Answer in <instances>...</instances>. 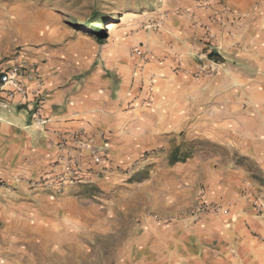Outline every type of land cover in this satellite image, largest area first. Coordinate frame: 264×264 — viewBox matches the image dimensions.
I'll use <instances>...</instances> for the list:
<instances>
[{"label":"rangeland","instance_id":"374dc122","mask_svg":"<svg viewBox=\"0 0 264 264\" xmlns=\"http://www.w3.org/2000/svg\"><path fill=\"white\" fill-rule=\"evenodd\" d=\"M69 44L96 57L86 80L125 70L123 112L141 151L117 161L93 147L92 161L61 159L55 175L0 172V264H264L251 223L252 243L227 253L186 232L230 213L204 186L189 196L191 165L214 157L248 170V210L264 218V0H0V71L42 82L38 55Z\"/></svg>","mask_w":264,"mask_h":264},{"label":"crops","instance_id":"0c3cea01","mask_svg":"<svg viewBox=\"0 0 264 264\" xmlns=\"http://www.w3.org/2000/svg\"><path fill=\"white\" fill-rule=\"evenodd\" d=\"M74 48L69 44L46 53V56L38 55L35 62L41 65L42 82L31 74L14 77V82L24 89L23 94L16 91L13 83L0 87V172L7 175H55L57 162L61 159L80 157L86 164L92 161L94 156L91 153L94 152L90 149L93 147L96 151L115 153L117 161L128 152L141 151L142 134L126 123L123 112L126 95L130 93L125 70L120 68L107 75L95 69L86 80L83 76L95 63L96 57L93 54L77 55ZM112 59L116 60L115 57ZM78 62H86V66H79ZM10 92H14L12 100L9 99ZM35 117L46 123L38 127ZM180 124L183 125L184 121ZM134 126L139 127L140 124L134 123ZM150 126L153 130L150 129L149 139L147 136L144 139L151 141L154 136L156 141L158 121L155 119ZM172 130L165 129L167 132ZM130 142L132 145L127 146ZM191 166L196 170L188 176L191 184L189 196L196 197L204 186L208 202L230 211L228 215L204 216L194 227H191L190 219L188 225L192 233L190 230L186 232L192 243L200 245L215 237L223 248L219 247L221 253H227L228 245L236 240L252 243L247 234L249 223L264 235V218H258L248 210L246 198L254 195L257 185L246 168L235 165L231 160L226 162L215 157L196 161ZM92 167L99 169L100 166L93 164ZM245 190L247 197L239 192ZM167 213L174 215V208ZM226 223H231L232 228L228 229ZM244 248H248L247 245ZM43 250L47 252L46 248Z\"/></svg>","mask_w":264,"mask_h":264},{"label":"built area","instance_id":"2783aa9c","mask_svg":"<svg viewBox=\"0 0 264 264\" xmlns=\"http://www.w3.org/2000/svg\"><path fill=\"white\" fill-rule=\"evenodd\" d=\"M1 74H3L2 76H0V82H1V84H0V87L1 86H3V85H5V84H7V83H13V85H15L16 86V91H18L19 93H21V94H23L24 93V89L21 87V86H19V85H17L15 82H14V77L16 76V75H18V73H17V71L16 70H14V71H12V72H3V73H1ZM14 92H10V94H9V99H13L14 98ZM35 123H36V125L38 126V127H40V126H43L46 122H44L42 119H37L36 117H35ZM200 209H202L203 211H207V210H211V211H214L215 210V208L214 207H209V205H206L205 203H201L200 205H198V211L200 210Z\"/></svg>","mask_w":264,"mask_h":264},{"label":"bare ground","instance_id":"6f19581e","mask_svg":"<svg viewBox=\"0 0 264 264\" xmlns=\"http://www.w3.org/2000/svg\"><path fill=\"white\" fill-rule=\"evenodd\" d=\"M121 20L123 21L124 18H122ZM114 28H116V24L114 22H111V23L107 24V29L112 30Z\"/></svg>","mask_w":264,"mask_h":264},{"label":"trees","instance_id":"16d2710c","mask_svg":"<svg viewBox=\"0 0 264 264\" xmlns=\"http://www.w3.org/2000/svg\"><path fill=\"white\" fill-rule=\"evenodd\" d=\"M0 84H1V82H0Z\"/></svg>","mask_w":264,"mask_h":264}]
</instances>
